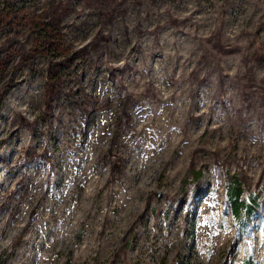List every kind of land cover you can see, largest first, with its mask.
Wrapping results in <instances>:
<instances>
[{
    "label": "rangeland",
    "instance_id": "374dc122",
    "mask_svg": "<svg viewBox=\"0 0 264 264\" xmlns=\"http://www.w3.org/2000/svg\"><path fill=\"white\" fill-rule=\"evenodd\" d=\"M256 41L264 0H0V261L264 264Z\"/></svg>",
    "mask_w": 264,
    "mask_h": 264
},
{
    "label": "trees",
    "instance_id": "16d2710c",
    "mask_svg": "<svg viewBox=\"0 0 264 264\" xmlns=\"http://www.w3.org/2000/svg\"><path fill=\"white\" fill-rule=\"evenodd\" d=\"M93 4H97L100 0H91ZM102 4V3H101ZM213 40V39H211ZM219 46L218 49L224 50V46L221 44V38H217ZM256 45L253 47V52L251 53V60L255 63H264V42H255ZM264 83V82H263ZM247 91L244 92V108H250L252 104L251 95L258 93L264 98V86L263 90L257 88V90H252L250 84L247 85ZM248 176L243 175L239 178L238 175H230L225 173V188L227 201L229 207L231 208L232 216L236 220L239 227L247 226L257 213L258 207L260 206V200L262 198L261 186L257 188L254 192L248 191ZM264 180V170L260 178V182ZM245 193L247 195L245 196ZM0 264H3L0 261ZM255 264V259L252 262Z\"/></svg>",
    "mask_w": 264,
    "mask_h": 264
}]
</instances>
